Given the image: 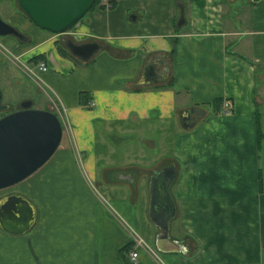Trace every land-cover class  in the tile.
Instances as JSON below:
<instances>
[{
    "label": "crops",
    "instance_id": "0c3cea01",
    "mask_svg": "<svg viewBox=\"0 0 264 264\" xmlns=\"http://www.w3.org/2000/svg\"><path fill=\"white\" fill-rule=\"evenodd\" d=\"M111 2L91 7L62 38L38 29L16 0L1 5L0 18L28 39L0 36V116L40 102L63 131L39 168L0 189V198L18 194L35 209L26 232L0 229V264H264V0ZM65 39L99 49L81 61ZM224 100L228 113L216 107ZM187 109L191 127L180 120ZM124 140L145 154L116 159ZM173 167L164 239L149 216L150 181ZM132 231L152 247L135 263Z\"/></svg>",
    "mask_w": 264,
    "mask_h": 264
},
{
    "label": "water",
    "instance_id": "95a60500",
    "mask_svg": "<svg viewBox=\"0 0 264 264\" xmlns=\"http://www.w3.org/2000/svg\"><path fill=\"white\" fill-rule=\"evenodd\" d=\"M95 0H16L18 9L39 29L51 34L61 35L70 29L89 10ZM258 1V0H253ZM184 21L180 7L177 25ZM11 35L20 42H26L27 36L0 18V36ZM63 46L81 61L98 51L96 43L76 44L65 39ZM151 62V61H149ZM162 63H164L161 60ZM154 63V62H153ZM150 65L147 63L144 71ZM163 74L167 76L169 67L164 66ZM148 73V72H147ZM159 74L154 79L164 77ZM0 109L6 105L1 103ZM187 109L180 120L186 127L194 122ZM62 135L61 123L57 116L46 109L30 107L28 100L22 101L20 107L0 116V189L8 187L39 168L56 150ZM175 177L174 167L165 168L156 173L150 181L149 216L153 223L159 222L160 238H168V222L174 215V203L170 185ZM35 221V209L18 194H9L0 198V229L21 234L26 232Z\"/></svg>",
    "mask_w": 264,
    "mask_h": 264
},
{
    "label": "rangeland",
    "instance_id": "374dc122",
    "mask_svg": "<svg viewBox=\"0 0 264 264\" xmlns=\"http://www.w3.org/2000/svg\"><path fill=\"white\" fill-rule=\"evenodd\" d=\"M9 5V0H0V9H1V5ZM231 7V6H230ZM225 9H228V6H227V4H225ZM0 16L2 17V15H1V13H0ZM3 19H4V17H2ZM1 18V19H2ZM2 19V20H3ZM4 21V20H3ZM6 22V21H5ZM8 23V22H7ZM10 24V23H9ZM39 29V28H38ZM41 31H43L44 33H49V32H47V31H44V30H42V29H40ZM4 99H5V95H4V93H3V97H2V99H1V101H2V103H3V101H4ZM16 100V99H15ZM15 100L14 101H12V102H15ZM21 102V101H20ZM19 102V103H20ZM41 103L40 102H35V104H34V106H36V107H34V108H38V109H41V108H43V106L41 107ZM56 115V114H55ZM57 116V118H58V115H56ZM59 119V118H58ZM59 121H60V119H59ZM61 123V122H60ZM61 128H63V126L61 125ZM62 131H63V129H62ZM125 140L124 141H122L121 143H119V145L116 147L115 146V151H114V155H115V157H116V159H120V158H123L124 157V155L125 154H129V153H131V154H145L143 151H140V146H135V147H133V149H129V147L128 146H126L125 145ZM167 144V143H166ZM167 147H168V145H166ZM147 154V156H151L150 155V153H146ZM152 154V153H151ZM80 171L82 172V176H83V178L85 179V181H87L88 180V185L91 187V189L92 190H96L97 192H99L100 193V195H102V196H104L105 198H109L108 197V195L106 194V192H105V187H104V185H102V184H100V182L99 181H96V182H94V181H91L90 180V177H89V175L86 173V171L84 170V169H81L80 168ZM143 224V217L141 218V220L139 221V227H138V233L140 234V235H142L143 234V230H145L144 228V224ZM133 227L134 228H136V226H134L133 225ZM143 236V235H142ZM144 238H145V236H143ZM146 240V239H145ZM147 241V240H146ZM148 242V241H147Z\"/></svg>",
    "mask_w": 264,
    "mask_h": 264
},
{
    "label": "built area",
    "instance_id": "2783aa9c",
    "mask_svg": "<svg viewBox=\"0 0 264 264\" xmlns=\"http://www.w3.org/2000/svg\"><path fill=\"white\" fill-rule=\"evenodd\" d=\"M98 5L103 6L105 8H110L112 6L111 0H99ZM35 67L37 71H45L46 63L43 60H37L35 62ZM28 72L32 73L30 69H27ZM33 74V73H32ZM231 103L229 100H224L220 104V112L228 113L230 112ZM132 245L127 250L128 260L134 262L137 260L138 253L140 250L152 251V247L143 237H141L136 231H132Z\"/></svg>",
    "mask_w": 264,
    "mask_h": 264
},
{
    "label": "trees",
    "instance_id": "16d2710c",
    "mask_svg": "<svg viewBox=\"0 0 264 264\" xmlns=\"http://www.w3.org/2000/svg\"><path fill=\"white\" fill-rule=\"evenodd\" d=\"M99 3V0H95L94 1V3H92V5H91V7H94V6H96L97 4ZM90 7V8H91ZM89 8V9H90ZM20 11V10H19ZM21 12V11H20ZM22 13V12H21ZM23 14V13H22ZM24 15V14H23ZM25 16V15H24ZM26 17V16H25ZM27 18V17H26ZM28 19V18H27ZM29 20V19H28ZM30 21V20H29ZM57 50L61 53V54H63V55H67V53L60 47V46H58L57 45ZM234 54H236V53H234ZM238 56H241V55H239L238 54ZM242 57V56H241ZM219 104H221L220 102H218L217 103V108L219 107ZM264 139V131H262L261 130V128H260V126H259V124H258V126H257V142H258V146L261 144V141ZM131 245H132V242H130V244H128L127 246H126V249L128 250L130 247H131Z\"/></svg>",
    "mask_w": 264,
    "mask_h": 264
}]
</instances>
